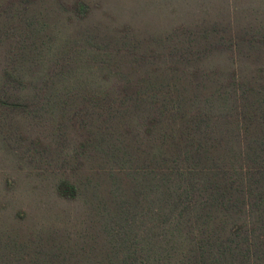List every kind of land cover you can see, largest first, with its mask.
Listing matches in <instances>:
<instances>
[{"label": "trees", "instance_id": "16d2710c", "mask_svg": "<svg viewBox=\"0 0 264 264\" xmlns=\"http://www.w3.org/2000/svg\"><path fill=\"white\" fill-rule=\"evenodd\" d=\"M100 5L0 0V136L49 120L94 165L55 187L90 214H19L0 264H264V27L143 35L91 24Z\"/></svg>", "mask_w": 264, "mask_h": 264}, {"label": "rangeland", "instance_id": "374dc122", "mask_svg": "<svg viewBox=\"0 0 264 264\" xmlns=\"http://www.w3.org/2000/svg\"><path fill=\"white\" fill-rule=\"evenodd\" d=\"M96 1L101 5L91 24L130 27L143 35H161L174 26L205 22L247 31L264 27V0ZM14 127L18 129L8 127L0 136V231L17 225L21 214L27 216L24 229L58 230L74 225V230L79 219L90 214L88 204L63 201L55 187L61 178H93L92 161L81 149L76 151L82 138L72 134L62 145L49 120L37 124L19 118ZM66 220L72 223L65 224Z\"/></svg>", "mask_w": 264, "mask_h": 264}]
</instances>
